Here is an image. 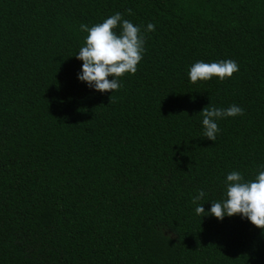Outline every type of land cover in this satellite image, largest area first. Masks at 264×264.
<instances>
[{
  "label": "trees",
  "instance_id": "16d2710c",
  "mask_svg": "<svg viewBox=\"0 0 264 264\" xmlns=\"http://www.w3.org/2000/svg\"><path fill=\"white\" fill-rule=\"evenodd\" d=\"M117 12L145 52L101 93L80 25ZM226 59L231 78L190 81ZM233 104L203 137L201 110ZM262 165L264 0H0V264H264V230L195 212Z\"/></svg>",
  "mask_w": 264,
  "mask_h": 264
},
{
  "label": "clouds",
  "instance_id": "9594fccd",
  "mask_svg": "<svg viewBox=\"0 0 264 264\" xmlns=\"http://www.w3.org/2000/svg\"><path fill=\"white\" fill-rule=\"evenodd\" d=\"M127 11L132 14L131 9ZM80 28L81 31L87 32V36L84 46L76 54V58L83 61L78 79L101 93L118 91L122 86L120 78L126 74L134 75L139 62L143 59L146 41L140 26L123 19L122 14L117 12L101 23L91 27L81 24ZM145 31H155V25L148 23ZM238 71L239 65L233 59L211 63L200 60L190 67L188 77L192 83L210 80L213 77L223 81ZM201 114L203 137L216 141L217 133L220 132L217 121L243 115L244 109L235 104L228 108L205 106ZM261 169L251 180H245L239 171L227 174L225 198L221 201H212L207 212L203 204H198L196 214L201 217L210 214L219 220H223L225 216L240 215L257 228L264 230V165ZM204 196V191L200 190L192 202L196 204Z\"/></svg>",
  "mask_w": 264,
  "mask_h": 264
}]
</instances>
